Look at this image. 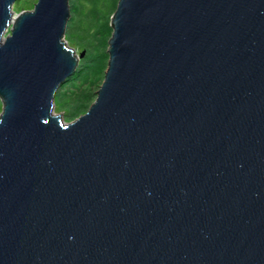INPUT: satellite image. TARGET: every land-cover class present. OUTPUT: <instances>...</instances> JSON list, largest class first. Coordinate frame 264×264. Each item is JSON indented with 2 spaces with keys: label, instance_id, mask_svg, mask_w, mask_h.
<instances>
[{
  "label": "water",
  "instance_id": "water-1",
  "mask_svg": "<svg viewBox=\"0 0 264 264\" xmlns=\"http://www.w3.org/2000/svg\"><path fill=\"white\" fill-rule=\"evenodd\" d=\"M16 1L0 0V264H264V0H119L70 122L69 0Z\"/></svg>",
  "mask_w": 264,
  "mask_h": 264
},
{
  "label": "trees",
  "instance_id": "trees-1",
  "mask_svg": "<svg viewBox=\"0 0 264 264\" xmlns=\"http://www.w3.org/2000/svg\"><path fill=\"white\" fill-rule=\"evenodd\" d=\"M119 0H69L71 18L65 39L70 46L85 52L75 74L57 91L56 110L66 120H74L87 112L96 99L108 66L109 39L112 36L111 16Z\"/></svg>",
  "mask_w": 264,
  "mask_h": 264
},
{
  "label": "rangeland",
  "instance_id": "rangeland-1",
  "mask_svg": "<svg viewBox=\"0 0 264 264\" xmlns=\"http://www.w3.org/2000/svg\"><path fill=\"white\" fill-rule=\"evenodd\" d=\"M38 0H17L14 5H13V10H14V13H19V12H22V11H29L31 9H34L35 7V3L37 2ZM11 26V25H10ZM11 32V27L8 29V31L6 32V35L10 34ZM66 32V31H65ZM73 47V46H71ZM74 48V47H73ZM75 49V48H74ZM77 53L80 55L81 54V51L80 49H76ZM80 61V60H79ZM75 74V73H74ZM73 76V74H72ZM2 109H3V103L0 99V113L2 112ZM55 110H56V104H55ZM56 112L59 114V113H62V115L64 114L63 112H59L56 110ZM63 118L65 119L64 115H63ZM66 122H70V120H66Z\"/></svg>",
  "mask_w": 264,
  "mask_h": 264
}]
</instances>
